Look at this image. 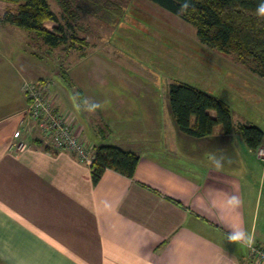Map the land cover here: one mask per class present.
I'll return each mask as SVG.
<instances>
[{
    "label": "crops",
    "instance_id": "0c3cea01",
    "mask_svg": "<svg viewBox=\"0 0 264 264\" xmlns=\"http://www.w3.org/2000/svg\"><path fill=\"white\" fill-rule=\"evenodd\" d=\"M0 24L10 34L25 32ZM31 55L0 52V264H256L250 247L264 246V162L238 133L220 125L201 137L179 130L159 93L128 99L105 92L110 118L102 110L82 114L62 69L88 108L99 97L80 88L69 70L76 62L64 54L54 77ZM23 79L50 80L54 108L91 153L103 143L137 152L133 175L107 168L93 183L90 164L44 147L23 115ZM18 129L27 144L21 150L11 147ZM209 154L223 157L221 169ZM233 195L239 208L227 202ZM236 228L249 233L251 246L227 240Z\"/></svg>",
    "mask_w": 264,
    "mask_h": 264
},
{
    "label": "rangeland",
    "instance_id": "374dc122",
    "mask_svg": "<svg viewBox=\"0 0 264 264\" xmlns=\"http://www.w3.org/2000/svg\"><path fill=\"white\" fill-rule=\"evenodd\" d=\"M49 3L63 23L57 4L54 0ZM98 3L95 13L79 12L73 20V29L67 30L69 34L84 37L87 45L68 49V57L64 58L67 62H76L69 70L80 82V88L100 98L94 100V104L102 106L95 112L102 110L107 118L112 116V110L106 108L109 100H104L105 92H118L128 99L136 97V91L167 96L168 84L175 80L222 99L230 109L234 127L239 123L254 124L264 131V78L247 64L231 53L207 47L199 41L190 23L148 0H99ZM15 8L14 4L0 0V15ZM45 23L47 28L54 25L51 21ZM5 29L0 24V52L10 56L17 48L29 49L37 55H31L32 61L52 75L59 64L66 63L62 58L66 45L49 52L47 46L42 48L41 42L34 44L29 39L27 43L26 31L15 30L10 34ZM87 69L91 78L86 83ZM124 80L129 84L125 85ZM75 99L80 103L76 105L82 114L89 111L84 101ZM121 118L136 117L122 114ZM164 119L159 114L156 122L163 124Z\"/></svg>",
    "mask_w": 264,
    "mask_h": 264
},
{
    "label": "trees",
    "instance_id": "16d2710c",
    "mask_svg": "<svg viewBox=\"0 0 264 264\" xmlns=\"http://www.w3.org/2000/svg\"><path fill=\"white\" fill-rule=\"evenodd\" d=\"M1 1L12 3L16 8L15 11L3 12L0 22H8L26 31L30 41L34 44L41 42L47 46L49 52L55 47L66 45L64 50L66 55L70 48L79 49L87 45L84 37L72 32L67 33V30L73 29L74 18L79 12L95 13L100 4L99 0H54L64 19L61 23L49 0ZM148 1L190 23L199 41L207 47L233 54L238 61L247 64L251 70L264 78V19L256 15V7L260 0ZM186 2L190 6L182 9ZM47 21L54 23L52 28L45 26ZM62 77L76 97L83 95L71 82L64 69ZM47 80L50 85V80ZM167 97L178 129L189 135L206 136L220 125L225 133L232 131L238 133L254 151L264 142V131L260 127L244 123L234 127L228 105L222 99L191 84L175 80L169 82ZM138 160L139 154L133 150L123 149L114 144H99L94 148L90 163L92 181L96 183L107 168L131 177Z\"/></svg>",
    "mask_w": 264,
    "mask_h": 264
},
{
    "label": "built area",
    "instance_id": "2783aa9c",
    "mask_svg": "<svg viewBox=\"0 0 264 264\" xmlns=\"http://www.w3.org/2000/svg\"><path fill=\"white\" fill-rule=\"evenodd\" d=\"M20 89L27 101L23 115L37 129L36 138L42 145L54 151H65L80 162L90 164L93 157L91 151L79 139L69 118L54 108L49 81L23 79ZM26 146L21 130H15L11 147L21 150ZM255 153L264 162V142L256 147ZM250 257L256 264H264V246L252 245Z\"/></svg>",
    "mask_w": 264,
    "mask_h": 264
},
{
    "label": "clouds",
    "instance_id": "9594fccd",
    "mask_svg": "<svg viewBox=\"0 0 264 264\" xmlns=\"http://www.w3.org/2000/svg\"><path fill=\"white\" fill-rule=\"evenodd\" d=\"M190 5L186 2L182 9H187ZM256 15L264 19V0H260L256 7ZM102 107L100 104H93L91 105L90 111H95L96 109ZM209 161L212 164V167L216 170H219L223 167V157H217L214 154H209L208 156ZM228 204L232 207L239 208L242 204L241 199L238 196H231L228 199ZM227 235V240L229 242H238L243 243L245 245L251 246L252 244V237L249 235V233L246 230H243L241 228H236L230 231Z\"/></svg>",
    "mask_w": 264,
    "mask_h": 264
}]
</instances>
